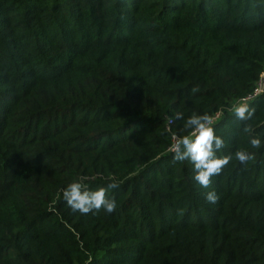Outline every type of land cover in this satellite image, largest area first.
<instances>
[{"label":"trees","instance_id":"obj_1","mask_svg":"<svg viewBox=\"0 0 264 264\" xmlns=\"http://www.w3.org/2000/svg\"><path fill=\"white\" fill-rule=\"evenodd\" d=\"M263 73L264 0H0V264H264ZM177 112L233 156L207 189ZM113 180L112 214L62 198Z\"/></svg>","mask_w":264,"mask_h":264},{"label":"clouds","instance_id":"obj_2","mask_svg":"<svg viewBox=\"0 0 264 264\" xmlns=\"http://www.w3.org/2000/svg\"><path fill=\"white\" fill-rule=\"evenodd\" d=\"M197 90L193 89L194 92ZM230 111L241 121L251 120L254 116V109L250 110L246 104L235 105ZM174 119L183 120V127L187 134L173 137L174 143L169 149L172 153V162L187 161L190 163L195 172L194 181L207 189L211 186V178L220 175L233 156H217V153L225 147V142L221 137L215 135L211 115L193 113L185 119L182 113L177 112ZM242 131L245 134L250 133L251 125L246 124ZM249 143L252 148L259 149L262 142L259 137H253ZM234 157L240 164H247L253 159V156L245 150H237ZM119 186L120 182L113 180L106 187L92 190L84 181L72 182L62 190V198L70 209L81 215L100 211L112 214L117 209V202L114 198H109L108 193ZM218 199L219 197L214 191L206 194L207 203L215 204Z\"/></svg>","mask_w":264,"mask_h":264},{"label":"built area","instance_id":"obj_3","mask_svg":"<svg viewBox=\"0 0 264 264\" xmlns=\"http://www.w3.org/2000/svg\"><path fill=\"white\" fill-rule=\"evenodd\" d=\"M260 94L264 95V73L261 75L259 81L256 84L253 95L251 97H249V99L254 98Z\"/></svg>","mask_w":264,"mask_h":264}]
</instances>
